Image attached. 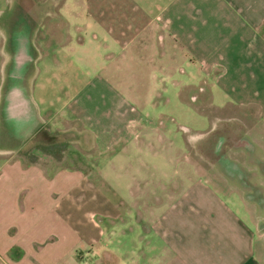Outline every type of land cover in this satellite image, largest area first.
Wrapping results in <instances>:
<instances>
[{
    "label": "crops",
    "instance_id": "0c3cea01",
    "mask_svg": "<svg viewBox=\"0 0 264 264\" xmlns=\"http://www.w3.org/2000/svg\"><path fill=\"white\" fill-rule=\"evenodd\" d=\"M3 1L14 8L5 20L0 9V22L7 30L6 39L0 36L2 51L5 46L9 50L4 60L12 61L5 83H0V264H264L256 255L262 238L257 218L237 190L242 188L238 182L244 180L243 172L259 175L254 186L264 189L263 166H220L222 173H235V180H227L232 191L225 199L219 192L227 193L228 182L217 186L198 178L188 185L160 186L153 203L139 202L140 208H129L127 214L102 196L77 166L48 175V168L62 163L61 156L51 159L49 151L38 148L52 144L44 140L52 137L45 134L48 127L63 134L64 121L74 122L90 134V147L96 150L102 139L96 131L100 113L85 101L70 100L40 114L28 84L33 65L43 57L33 42L36 23L19 16V0ZM149 2L144 0L135 10L137 21L115 22L116 14L126 18L130 10L112 6L108 9L113 20L92 22L91 28L97 30L96 37L103 35L107 46L129 47L126 59L142 61L145 75L173 76L183 62L188 71L196 64L206 77L214 78L213 83L226 90L236 86V95L226 104L233 99L241 106L256 105L260 124L264 123V0H154L153 7ZM65 4L66 0L62 5L56 2L57 17H63L60 7ZM18 34L27 36V53L18 47ZM55 40L42 38L48 44ZM26 60L30 62L23 80H13V64ZM116 71L127 75L131 67L118 66ZM248 76L258 78L251 93L243 89L242 79ZM17 83L22 91L13 88ZM127 113L123 102L105 112L110 137L119 138L143 115ZM257 131L264 134L263 127ZM258 141L264 156V138ZM30 143L33 149L24 162L16 154ZM152 207L158 213H152Z\"/></svg>",
    "mask_w": 264,
    "mask_h": 264
},
{
    "label": "rangeland",
    "instance_id": "374dc122",
    "mask_svg": "<svg viewBox=\"0 0 264 264\" xmlns=\"http://www.w3.org/2000/svg\"><path fill=\"white\" fill-rule=\"evenodd\" d=\"M63 1L19 0V16L35 21L33 42L36 50L43 53L42 59L33 65L29 88L41 115L49 113L48 107L54 110L67 105L70 100L85 101L86 106L100 113L101 124L96 131H100L102 139L94 150L90 147V134L82 131V126L64 121L62 127L66 131L63 134L49 126L45 134L52 137L44 140L52 144L38 148L45 153L49 151L51 159L58 160L61 156L62 163L60 167L48 168V175L52 176L54 169L77 166L102 196L127 214L129 208L132 211L140 208L139 202L155 198L160 186L188 185L198 178L214 181L217 186L219 181L235 180V173L220 172V166L225 164L230 168L242 167V170L250 169V166L264 168V156L256 146V141L260 143L258 140L264 138V134L257 131L264 128V123L260 124L258 119L257 106H241L233 99L232 103L226 104L236 95V86L226 90L213 83L214 78L199 71L196 64L188 71L187 62H183L175 74L173 70V76L145 75L142 61L126 59L129 47L107 46L100 32L96 37L97 30L91 28V23L113 20L108 8L130 10L126 18L122 13L116 14L115 22L137 21L139 13L135 10L144 4V0H66L60 7L61 19L55 13L56 2L62 5ZM149 4L155 6L154 0ZM13 5L8 7L4 1L0 3L2 20L10 17ZM60 20H63V26H59ZM0 30L7 33L1 22ZM48 36L57 41L44 43L42 38ZM3 48L0 41V83L4 84L9 63L4 58L7 55L8 59L9 50L5 46L2 51ZM118 66H130L131 71L127 75L118 72ZM257 80L249 76L243 78L244 91L251 93L249 90ZM81 88L85 89L79 94ZM151 92L153 95L149 98ZM120 102L130 116L140 111L143 115L138 123H131L119 138L114 139L107 134L110 125L104 114ZM55 133L62 134L61 140ZM30 149H33L32 143L24 146L16 157L27 162ZM243 177L244 180L238 182L242 188L237 190L257 218V230L262 238L256 255L264 262V189L254 186L259 175L257 178L255 174L243 172ZM229 182L224 190L227 193L219 192L223 199L232 191ZM151 212L158 213L157 207H152ZM121 225L118 223L117 227Z\"/></svg>",
    "mask_w": 264,
    "mask_h": 264
},
{
    "label": "clouds",
    "instance_id": "9594fccd",
    "mask_svg": "<svg viewBox=\"0 0 264 264\" xmlns=\"http://www.w3.org/2000/svg\"><path fill=\"white\" fill-rule=\"evenodd\" d=\"M9 3H12V0H9ZM21 33H22V30H21ZM0 36H4L5 39L7 38L6 33L3 32L2 30H0ZM27 42H28V40H27L26 35L18 34V41H17L18 47H23L25 53H27ZM9 62L12 63V61H9ZM28 62H30V61L26 60L24 63H21V64H13V72H12V76H11V78L13 80H15V81H22L23 80L24 73L26 71ZM13 88L17 91H22V88H21L19 83L14 84Z\"/></svg>",
    "mask_w": 264,
    "mask_h": 264
},
{
    "label": "flooded vegetation",
    "instance_id": "af4514ba",
    "mask_svg": "<svg viewBox=\"0 0 264 264\" xmlns=\"http://www.w3.org/2000/svg\"><path fill=\"white\" fill-rule=\"evenodd\" d=\"M19 4H20V2H19Z\"/></svg>",
    "mask_w": 264,
    "mask_h": 264
},
{
    "label": "water",
    "instance_id": "95a60500",
    "mask_svg": "<svg viewBox=\"0 0 264 264\" xmlns=\"http://www.w3.org/2000/svg\"><path fill=\"white\" fill-rule=\"evenodd\" d=\"M9 78V77H8Z\"/></svg>",
    "mask_w": 264,
    "mask_h": 264
}]
</instances>
